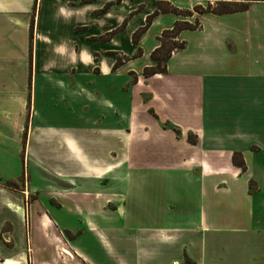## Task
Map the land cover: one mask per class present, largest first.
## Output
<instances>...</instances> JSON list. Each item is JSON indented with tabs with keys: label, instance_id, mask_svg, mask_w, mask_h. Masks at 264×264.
<instances>
[{
	"label": "crops",
	"instance_id": "obj_1",
	"mask_svg": "<svg viewBox=\"0 0 264 264\" xmlns=\"http://www.w3.org/2000/svg\"><path fill=\"white\" fill-rule=\"evenodd\" d=\"M132 1L0 0V264L50 234L87 264H264V1L137 44L163 0ZM178 21L201 25L145 77Z\"/></svg>",
	"mask_w": 264,
	"mask_h": 264
},
{
	"label": "trees",
	"instance_id": "obj_2",
	"mask_svg": "<svg viewBox=\"0 0 264 264\" xmlns=\"http://www.w3.org/2000/svg\"><path fill=\"white\" fill-rule=\"evenodd\" d=\"M250 1H264V0H250ZM218 5L223 6H240L239 8H230L226 10L215 11L211 7L209 9H204L200 6H196L194 11L199 14L206 13H215V14H230V13H238V12H246L249 7V2H218ZM160 13H174L179 16L189 17L194 14L191 11H182L177 9L176 7L171 6L168 9H162L160 6L158 10H156L151 16H149L146 20V25L140 28L134 36V44H137L138 39L149 29L152 24L153 19L159 15ZM200 22L197 21L194 24H191L186 21H178L175 23V26L171 30H166L162 33L161 37H159L160 46L151 54V58L154 62V65L151 67H147L144 70V76L150 77L156 74H164L167 71V62L172 56V53L181 49H184L186 46L185 42H179L177 40L179 34L184 30H196L200 28ZM167 41V42H166ZM168 41L170 42L168 44ZM168 44V46H167ZM233 162L235 165L242 168L243 171L246 170V165L243 160V157L240 153L234 154Z\"/></svg>",
	"mask_w": 264,
	"mask_h": 264
},
{
	"label": "rangeland",
	"instance_id": "obj_3",
	"mask_svg": "<svg viewBox=\"0 0 264 264\" xmlns=\"http://www.w3.org/2000/svg\"><path fill=\"white\" fill-rule=\"evenodd\" d=\"M172 2H173V0H163L161 3H159V6L162 9H168L171 7ZM136 3H138L136 0L131 2L132 6L133 5L136 6ZM148 6H150V4ZM198 6L204 8V9H209L211 7L215 11L240 7V6H223V5L221 6V5H218L217 0H203L201 2V4H199ZM137 10H138V7H137ZM195 14H199V13L194 12V15ZM169 24H170V18H168V17H164V18H161L160 20H158L157 24H155L154 27L150 29V32L148 33L147 37L145 38L143 48L149 49L150 46L154 42L155 35L159 32V30L162 27L168 26ZM169 43L170 42L168 41V44ZM117 44H122L123 46L128 48V46H130V44H129V40L127 38V35L126 34L121 35L116 41V45ZM168 44H167V46H168ZM101 46H103V45L100 42L86 43L85 39H84V49H86V50H91L93 52L94 50L96 51V50L102 49ZM109 46H115V45H109ZM130 50H133V47L130 46ZM175 52H177V51H175ZM172 55H173V53H172ZM82 67H83L84 75H87L89 64L86 62H83ZM86 77H88V75ZM44 191H46V190H44ZM44 191H43L44 196H47V194H48L47 191L46 192H44ZM37 197L38 196L36 193L34 195V197L30 198V200H34V199L36 200ZM33 219H34V217L30 218L31 222ZM28 231H29V228H28ZM28 233H29V235H28L29 243L31 245L30 231ZM45 234H46V231H45ZM69 238H71V236H69ZM66 242H68L67 239L63 240L62 238H56L54 235L50 234L49 240H47L46 244H44L42 246L40 245L39 249L34 252L35 256L33 257V260L32 259L29 260V264H87V263L81 262L79 259H77L74 254H71V256H69L68 252L65 251V253H67V254L64 253V249L69 250V247H67L65 245Z\"/></svg>",
	"mask_w": 264,
	"mask_h": 264
},
{
	"label": "built area",
	"instance_id": "obj_4",
	"mask_svg": "<svg viewBox=\"0 0 264 264\" xmlns=\"http://www.w3.org/2000/svg\"><path fill=\"white\" fill-rule=\"evenodd\" d=\"M174 53V52H173Z\"/></svg>",
	"mask_w": 264,
	"mask_h": 264
}]
</instances>
